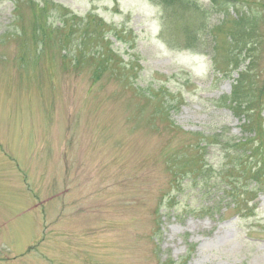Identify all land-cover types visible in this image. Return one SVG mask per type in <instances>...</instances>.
<instances>
[{
  "label": "rangeland",
  "instance_id": "1",
  "mask_svg": "<svg viewBox=\"0 0 264 264\" xmlns=\"http://www.w3.org/2000/svg\"><path fill=\"white\" fill-rule=\"evenodd\" d=\"M239 2L0 0V264H264V145L223 148L246 133L220 107L236 49L258 77L243 101L264 102V0ZM219 125L210 193L228 204L165 215L191 131Z\"/></svg>",
  "mask_w": 264,
  "mask_h": 264
},
{
  "label": "trees",
  "instance_id": "2",
  "mask_svg": "<svg viewBox=\"0 0 264 264\" xmlns=\"http://www.w3.org/2000/svg\"><path fill=\"white\" fill-rule=\"evenodd\" d=\"M223 2L232 9H238L237 5H240L239 0H223ZM68 43L70 42H68L67 40V44ZM65 51V56L67 55V57L72 53V50L67 47ZM81 52L83 53V51ZM246 53V49H236L234 51L229 65H231L234 70H239L237 74L240 78L234 81L235 83L232 86L233 89L231 96L229 95L228 99L224 100L223 105L220 106L225 107L228 112H230L233 117H237L239 121H244L245 129L243 130V132L246 133H242V136H239L237 134H230V136H232L231 143L226 144L222 142V138L226 135V132H230L226 125L215 126L213 129L203 127V129L199 131H191V134L193 136L192 141L186 147L190 150V155L194 158L192 159L193 164H189L186 168H178L177 166V168L173 170L171 185L175 187V190L172 193L177 191L179 195L165 196L164 198H166V200L162 201L156 206L159 211L165 210V215L173 216L174 214L176 217H178L179 220L187 215L210 216L211 218H214L215 215H219L218 212L222 211V208L225 207L224 205L228 204V202L226 204H223L222 200H216L215 196L217 194L210 193L211 190L221 191V195L223 196V191L226 190V188L224 189L223 187L214 188L211 184V181L218 178L215 173L217 172L216 166L214 165V163L209 162L206 157L209 149L213 147L212 143H218L219 146L220 144L224 143L225 145H223V148L229 151H233L236 154H244L246 152L252 153V149H254L255 144H257L258 146L264 145V102L256 108V106L252 105L251 102L243 101L244 96L246 95L248 90L251 91V89L256 88V83L258 82V77L253 76L248 81V83H244V77L250 75L249 63L246 66L245 61H250L251 58L249 57V55L247 56ZM246 57H248V59H245ZM215 69V72L217 71L219 74L223 75L224 78H227L230 75L229 70L224 73L225 71L218 68L217 66H215ZM139 84L141 86L143 85L141 83ZM139 84H136V86H138ZM256 109H258V111H256ZM254 113H257L259 115L258 122L249 119L250 116H254ZM195 153L197 155H195ZM260 172L261 171L259 168L254 179L250 182V184L253 185L252 191L255 190L254 192L258 191V188H260L261 183L263 182V180L259 178ZM187 177H191V179H197L202 182V185L200 184L201 186L198 182H196L195 193L200 194V199H202L200 202H197L196 205L192 204V202H187L189 197L194 195L190 194V192H194L192 188H189L190 184H185L183 182V180L187 179ZM203 182L205 183L204 185ZM215 183L216 182H214V184ZM186 196L187 200L183 201ZM244 207L245 209L248 208L247 205H244ZM157 223L160 226H163L162 224L164 223V220H162L160 216H158ZM155 231L156 233L159 232V230ZM166 262L167 260H164L163 262H160V264H166ZM168 263L173 264L171 262Z\"/></svg>",
  "mask_w": 264,
  "mask_h": 264
}]
</instances>
